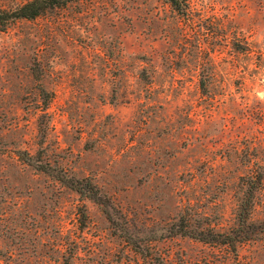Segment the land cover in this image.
Returning <instances> with one entry per match:
<instances>
[{
    "label": "rangeland",
    "instance_id": "374dc122",
    "mask_svg": "<svg viewBox=\"0 0 264 264\" xmlns=\"http://www.w3.org/2000/svg\"><path fill=\"white\" fill-rule=\"evenodd\" d=\"M182 1L0 28V264H264V0Z\"/></svg>",
    "mask_w": 264,
    "mask_h": 264
},
{
    "label": "trees",
    "instance_id": "16d2710c",
    "mask_svg": "<svg viewBox=\"0 0 264 264\" xmlns=\"http://www.w3.org/2000/svg\"><path fill=\"white\" fill-rule=\"evenodd\" d=\"M77 1V0H26L14 7H0V28L6 29L8 26L16 22L20 19H28L34 20L41 15H44L48 11L56 8L66 6L70 2ZM173 7L180 13L185 14L187 12V7L183 4L182 0H169ZM235 47L244 52L250 49L240 47L238 44H235ZM42 170L46 172H50L51 168L48 166H39ZM61 180L76 190L81 197L83 198H92L96 202L100 203L104 206L105 211L108 213L109 218L111 216L108 205L106 200L101 195L100 190L93 184L91 179L85 178L81 180H77L74 178H61ZM252 201L247 200L245 204H243V209L240 213V220L241 225L243 226V230H240V233L237 235L226 234L219 231H212L207 229V231H200L198 233L192 232H184L186 235H191L192 237L198 238L202 241L208 243H215V244H227L231 246H235L238 243H242L244 241L249 240L250 235H248V231L244 230V226L249 224V217L252 213ZM111 207V206H110ZM112 219V218H111ZM251 224V223H250ZM246 225V226H247ZM249 228V227H248ZM236 233V232H235ZM144 264H156L151 259H144Z\"/></svg>",
    "mask_w": 264,
    "mask_h": 264
}]
</instances>
